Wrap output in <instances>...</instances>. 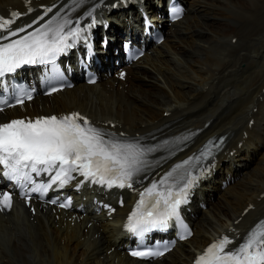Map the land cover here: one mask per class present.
<instances>
[{"label": "bare ground", "instance_id": "obj_1", "mask_svg": "<svg viewBox=\"0 0 264 264\" xmlns=\"http://www.w3.org/2000/svg\"><path fill=\"white\" fill-rule=\"evenodd\" d=\"M160 1L143 3L153 12ZM185 1L186 13L164 27L165 38L158 46L147 43L124 80L109 75L88 85L76 82L52 96L38 94L29 103L1 111L0 122L11 116L77 109L95 120L114 122L118 130L161 127L162 133L170 134L209 121L188 151L205 137L226 132V144L234 152L219 159L217 172L200 191L207 206L195 205L192 237L163 260L143 263L119 248L123 239L116 234V220L127 207L117 208L110 220L95 215L99 225L87 213L68 220L71 216L64 211L55 214L43 205L32 216L14 198L12 207L0 213V264H187L193 250L236 219L247 203L257 207L242 216L238 227L264 211V197L257 200L264 191V0ZM19 4L20 0H0V9ZM139 17L137 5L112 12L106 33L113 40L127 31L136 33L132 27ZM114 46L109 43L107 59L99 64L102 73L112 66L108 50ZM251 115L254 122L248 129ZM227 174L235 181L221 188L220 179Z\"/></svg>", "mask_w": 264, "mask_h": 264}, {"label": "snow or ice", "instance_id": "obj_2", "mask_svg": "<svg viewBox=\"0 0 264 264\" xmlns=\"http://www.w3.org/2000/svg\"><path fill=\"white\" fill-rule=\"evenodd\" d=\"M50 11L51 8L46 10ZM178 14L179 10L174 9L177 18ZM10 15V19L0 18V33H6L0 34V76L25 64L51 62L71 47L69 41L79 37L81 32L78 27L65 31L67 22L53 25V21H49L27 35L19 36L26 29L10 30V26L20 13L12 12ZM27 98L31 99V96ZM16 103L22 104L23 99H17ZM0 111L3 109L0 108ZM106 135L93 127L87 118L75 112L62 117L42 116L35 120L14 119L0 123V165L5 169L3 175L20 183L22 180L29 181L30 173L39 175L41 171L55 170L50 183L37 184L32 188L34 192L47 191L57 182L60 186L67 184L73 178V172H78L85 180L90 179L93 183L106 184L108 187H132L133 177L144 164L143 157L155 149H143L133 143L106 139ZM166 179L161 183L166 182ZM194 179L189 175L187 183L175 192L171 187L166 192L156 191L155 184L145 189L140 194L137 210L128 217L125 228L129 232L142 234L152 228L167 227L173 217L178 220L179 207L185 202L187 189L192 186ZM146 194L154 202L146 201ZM11 206V195L0 193V210L10 209ZM229 244L231 241L227 236L213 242L195 259V264H264V221L248 234L246 241L238 248L226 250ZM162 254L131 253L139 257Z\"/></svg>", "mask_w": 264, "mask_h": 264}, {"label": "rangeland", "instance_id": "obj_3", "mask_svg": "<svg viewBox=\"0 0 264 264\" xmlns=\"http://www.w3.org/2000/svg\"><path fill=\"white\" fill-rule=\"evenodd\" d=\"M259 2L260 3H262V0L260 1L259 0ZM250 11H251V8H250ZM237 28V27H236ZM234 42V41H233ZM113 75H111L110 77H112ZM3 244H6L5 242H3ZM7 245V244H6ZM13 252V247H12V249L8 252L9 254H11Z\"/></svg>", "mask_w": 264, "mask_h": 264}]
</instances>
